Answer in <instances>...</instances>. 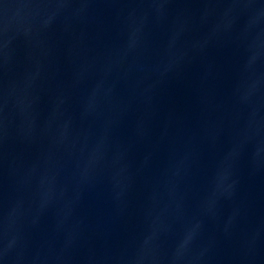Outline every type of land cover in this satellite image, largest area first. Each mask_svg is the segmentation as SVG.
I'll return each mask as SVG.
<instances>
[{
  "label": "water",
  "instance_id": "obj_1",
  "mask_svg": "<svg viewBox=\"0 0 264 264\" xmlns=\"http://www.w3.org/2000/svg\"><path fill=\"white\" fill-rule=\"evenodd\" d=\"M0 264H264V0H0Z\"/></svg>",
  "mask_w": 264,
  "mask_h": 264
}]
</instances>
